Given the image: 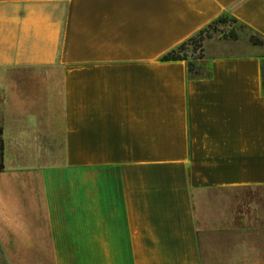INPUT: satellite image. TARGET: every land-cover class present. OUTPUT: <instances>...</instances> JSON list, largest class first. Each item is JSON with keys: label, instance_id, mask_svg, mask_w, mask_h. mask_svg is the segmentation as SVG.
<instances>
[{"label": "crops", "instance_id": "0c3cea01", "mask_svg": "<svg viewBox=\"0 0 264 264\" xmlns=\"http://www.w3.org/2000/svg\"><path fill=\"white\" fill-rule=\"evenodd\" d=\"M224 14L264 40V0H0L6 264H264V47L160 60Z\"/></svg>", "mask_w": 264, "mask_h": 264}, {"label": "trees", "instance_id": "16d2710c", "mask_svg": "<svg viewBox=\"0 0 264 264\" xmlns=\"http://www.w3.org/2000/svg\"><path fill=\"white\" fill-rule=\"evenodd\" d=\"M227 27L229 28L228 30ZM238 29H244L251 32V34L246 37V40H248L250 44L255 46L264 45V40H262V38L250 30L247 26L235 18L224 14L213 20L207 26L180 43L178 46L166 52L160 60L163 62L185 61L187 63L188 74L191 77H203L204 74L201 61L204 58V42L214 37H217L220 40L238 41L241 39L239 33L237 32ZM261 82L264 88V64L261 66ZM3 168V145L2 140L0 139V172ZM0 255L3 256L1 249Z\"/></svg>", "mask_w": 264, "mask_h": 264}, {"label": "rangeland", "instance_id": "374dc122", "mask_svg": "<svg viewBox=\"0 0 264 264\" xmlns=\"http://www.w3.org/2000/svg\"><path fill=\"white\" fill-rule=\"evenodd\" d=\"M229 28L227 27V30H228ZM237 32L239 33V35H240V37H241V39L242 40H246V37H248L250 34H251V32L250 31H247V30H244V29H238L237 30ZM217 36V35H216ZM214 38H217V37H214ZM263 47H264V45H263ZM9 156H8V160H9ZM262 194V192H260V191H257V195H261ZM243 240L244 239H242V242H243ZM245 241H248V237H246V239H245ZM241 242V243H242ZM247 243V242H246ZM246 243H244V245H246ZM3 256L2 255H0V264H6V261H5V259L3 258Z\"/></svg>", "mask_w": 264, "mask_h": 264}]
</instances>
